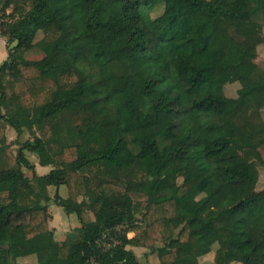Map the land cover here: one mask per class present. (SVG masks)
<instances>
[{"label": "trees", "instance_id": "1", "mask_svg": "<svg viewBox=\"0 0 264 264\" xmlns=\"http://www.w3.org/2000/svg\"><path fill=\"white\" fill-rule=\"evenodd\" d=\"M9 8L0 129L35 135L14 165L0 137V264L29 241L35 264H143L130 246L158 242L155 264H200L214 245L216 264H264V67L243 56L264 46V0H0ZM28 153L54 167L38 174ZM52 203L81 223L63 240Z\"/></svg>", "mask_w": 264, "mask_h": 264}, {"label": "rangeland", "instance_id": "2", "mask_svg": "<svg viewBox=\"0 0 264 264\" xmlns=\"http://www.w3.org/2000/svg\"><path fill=\"white\" fill-rule=\"evenodd\" d=\"M163 10V5L158 6L153 12L152 16L155 17L158 14H160ZM12 11V8H9L6 11L5 15L0 14V64L7 58L8 55V48L14 46L15 42H9L8 41V36L4 35L3 30L5 26H3V22L9 21L12 19L10 17V13ZM44 34L40 32L37 36V39L43 37ZM26 55L28 57H40L41 54L35 53V52H26ZM244 58L247 59H253L256 60L261 67H264V46L261 45L258 47V49H252V48H246L243 52ZM237 89L236 84H232L229 88H227V92L230 94H234ZM258 97L260 100L264 99V89H262L258 93ZM262 117L264 118V109L262 110ZM59 129L58 123H53L51 124L48 128H46L45 132L42 133L40 131H36V134H39L41 136H51L52 133H56ZM35 134H32V132L22 129L21 130V135L18 137L17 132L10 126H4L2 129H0V137L4 138L5 141L7 142V158L6 160L8 161V165H14L15 160H16V155H17V150L19 148V143L18 140L24 141L27 138H32ZM250 151L251 153L247 152ZM246 152V153H244ZM238 155L242 158V155L244 158L252 160L255 159V153L250 150H241L238 152ZM28 157L30 160L35 164L36 171L38 174H43L49 170V168H53L54 165H50L47 167H43L39 164L38 157L28 153ZM259 184L257 185L258 189L264 188V166L259 167ZM27 175L29 177L32 176L31 171H27ZM89 175L93 176V173L90 172ZM181 180V179H180ZM45 193L49 191V194L53 195L54 192L56 191L55 187H51L48 189L44 188L43 189ZM32 191V187L28 184H25L22 186V192L24 194H29ZM59 193L61 196L66 197L67 196V188L65 186H61L59 189ZM136 199L141 200L142 202L144 201L143 197L136 196ZM49 213H50V218H49V226L53 230L54 235L57 239L63 240L71 231H73L75 228L81 226V223L77 219V217L72 214L68 215L65 210L60 207L59 205L52 203L49 206ZM129 236H133V233H129ZM159 248L158 252H152L148 247H132L134 252L136 253L139 261L141 263L145 264L147 262L150 263H158L160 261V256L161 254L165 251L164 244L162 242H158L156 245ZM217 246L214 245L212 252L209 254L202 256L200 258V264H216L215 262V250ZM13 253L14 255L19 257L20 262L18 264H35L34 258L31 256V253L34 252V246L33 244L29 241L27 243H17L13 245ZM232 264H241L234 262Z\"/></svg>", "mask_w": 264, "mask_h": 264}, {"label": "crops", "instance_id": "3", "mask_svg": "<svg viewBox=\"0 0 264 264\" xmlns=\"http://www.w3.org/2000/svg\"><path fill=\"white\" fill-rule=\"evenodd\" d=\"M43 167L45 168V167H47V166H43ZM51 169H52V168H49V170H48L47 172H49ZM47 172H45V173H47ZM45 173H43V174H45Z\"/></svg>", "mask_w": 264, "mask_h": 264}]
</instances>
